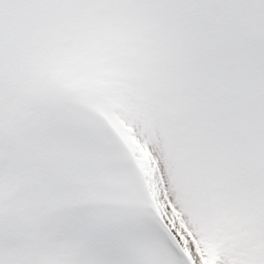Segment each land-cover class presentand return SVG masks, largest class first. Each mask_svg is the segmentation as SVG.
<instances>
[{
	"label": "snow or ice",
	"instance_id": "6c2138e0",
	"mask_svg": "<svg viewBox=\"0 0 264 264\" xmlns=\"http://www.w3.org/2000/svg\"><path fill=\"white\" fill-rule=\"evenodd\" d=\"M0 264H264V0H0Z\"/></svg>",
	"mask_w": 264,
	"mask_h": 264
}]
</instances>
